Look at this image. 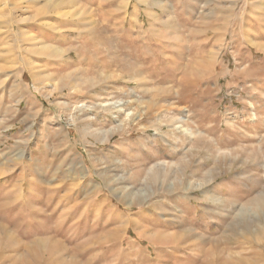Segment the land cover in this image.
I'll list each match as a JSON object with an SVG mask.
<instances>
[{
  "label": "rangeland",
  "instance_id": "rangeland-1",
  "mask_svg": "<svg viewBox=\"0 0 264 264\" xmlns=\"http://www.w3.org/2000/svg\"><path fill=\"white\" fill-rule=\"evenodd\" d=\"M0 264H264V0H0Z\"/></svg>",
  "mask_w": 264,
  "mask_h": 264
},
{
  "label": "crops",
  "instance_id": "crops-1",
  "mask_svg": "<svg viewBox=\"0 0 264 264\" xmlns=\"http://www.w3.org/2000/svg\"><path fill=\"white\" fill-rule=\"evenodd\" d=\"M158 11L159 10H156V8L149 7V5L145 7L146 15L150 16L148 18L153 21L156 18V15L159 14ZM180 15L183 16L184 19L180 20V25H175L177 30L174 35L175 38L180 41H189L191 47L190 63L198 64L203 62L202 57H206V55L212 57L211 59L213 60V63L219 62L221 56L220 54L216 55L215 52L218 48L221 49V43L224 41L222 39L223 34L215 29L206 17L204 18L205 14H202L201 10L193 7L184 8L180 10ZM238 44L236 42V45ZM204 75H202L201 78L211 79ZM194 76L195 79H198L200 77L199 72L195 71ZM213 78L217 79L218 77L215 75Z\"/></svg>",
  "mask_w": 264,
  "mask_h": 264
},
{
  "label": "bare ground",
  "instance_id": "bare-ground-1",
  "mask_svg": "<svg viewBox=\"0 0 264 264\" xmlns=\"http://www.w3.org/2000/svg\"><path fill=\"white\" fill-rule=\"evenodd\" d=\"M56 4V3H55ZM124 105V104H123ZM123 109V108H122ZM236 225V224H235Z\"/></svg>",
  "mask_w": 264,
  "mask_h": 264
}]
</instances>
